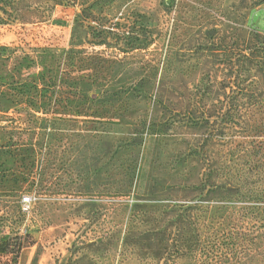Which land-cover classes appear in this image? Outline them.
<instances>
[{
	"label": "rangeland",
	"instance_id": "374dc122",
	"mask_svg": "<svg viewBox=\"0 0 264 264\" xmlns=\"http://www.w3.org/2000/svg\"><path fill=\"white\" fill-rule=\"evenodd\" d=\"M253 2L107 1L113 23L124 24V18L133 19L136 14L152 17L154 43L125 55L111 40L113 47L89 48L88 52L131 63L143 60L155 67L157 82L169 75L168 80L180 90L171 98L170 111L177 125L166 137L148 139L138 149L140 176L131 185L122 167L127 153L111 157L112 145H120L126 130L108 127V133L96 138L94 133L82 132L86 127L81 124L75 127L77 134L63 136L58 170L49 178L50 190L60 193L47 192L41 198L28 193L19 202L4 198L8 211L21 208L25 213L22 223L11 225L6 233L13 230L31 238L19 264H264V224L243 215L247 204L234 199L230 185L221 190L225 195H216L197 181L217 160L224 165L225 182L230 177L226 173L232 165L230 153H238L249 141L229 132V137L214 136L207 145L209 130L218 128L220 120L212 117L211 127L202 130L196 118L200 122L204 112L221 111V82L226 74L222 48L253 40V28L247 25ZM79 12L77 7H57L40 22L0 26V45L68 49ZM81 29L75 45L88 48L91 37ZM239 37L241 42L235 40ZM148 102L155 104L154 96ZM145 109L149 112L148 106ZM190 110L194 118L187 119L184 114ZM176 112L181 114L175 116ZM103 113L106 122L111 115L108 109ZM113 130L120 133L112 134ZM12 162L10 158L8 167ZM1 186L10 188L13 181H3Z\"/></svg>",
	"mask_w": 264,
	"mask_h": 264
},
{
	"label": "trees",
	"instance_id": "16d2710c",
	"mask_svg": "<svg viewBox=\"0 0 264 264\" xmlns=\"http://www.w3.org/2000/svg\"><path fill=\"white\" fill-rule=\"evenodd\" d=\"M107 1L0 0V26L40 22L57 7L80 9L68 49L0 45V264H19L22 251L31 243L28 233L23 236L12 229L6 233L11 225L22 223L25 213L21 208L8 211L4 198L19 202L28 193L41 198L52 192L49 178L57 173L63 136H74L78 133L75 127L81 124L86 127L82 132L94 133L96 138L108 133V127L126 130V138H122L120 145H112L111 157L127 153L122 167L126 182L131 185L140 176L138 149L148 139L166 137L177 125L170 110L180 90L174 81L168 80L169 75L157 82L155 67L143 60L131 63L88 52L89 48L113 47L111 40L115 49L125 55L146 50L154 43L148 15L136 14L133 19L124 18V24L113 23L108 18ZM263 5L264 0H254L248 10L247 25L253 28V40L222 48L226 74L221 82L224 96L221 111L204 112L200 122L196 118L202 130L211 127L212 117L220 120L218 128L208 129L207 145L218 135L229 137V132L249 140L238 153H230L232 165L226 170L230 177L225 182H222L224 165L214 160V167L205 169L197 179L198 186L220 195L230 185L228 191L233 192L234 199L247 204L243 215L261 224H264V10L258 8ZM79 29L86 30L88 38L91 37L86 40L88 48L75 45ZM235 40L241 42L243 38ZM153 96L152 105L148 101ZM106 109L111 118L103 122L107 119L103 116ZM178 114L181 113L176 112L175 116ZM184 115L187 119L194 118L191 110ZM81 119H85L84 123ZM10 158L12 167H8ZM207 161L210 164L211 157ZM52 171L55 173L50 174ZM3 181H13V186H1ZM228 197L231 196H223Z\"/></svg>",
	"mask_w": 264,
	"mask_h": 264
}]
</instances>
